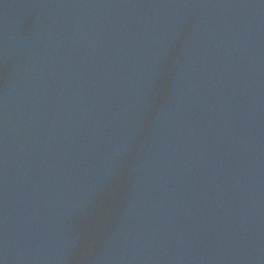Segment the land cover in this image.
I'll return each mask as SVG.
<instances>
[{
    "label": "water",
    "instance_id": "water-1",
    "mask_svg": "<svg viewBox=\"0 0 264 264\" xmlns=\"http://www.w3.org/2000/svg\"><path fill=\"white\" fill-rule=\"evenodd\" d=\"M0 264H264V0H0Z\"/></svg>",
    "mask_w": 264,
    "mask_h": 264
}]
</instances>
